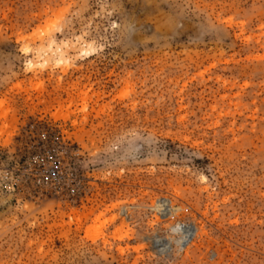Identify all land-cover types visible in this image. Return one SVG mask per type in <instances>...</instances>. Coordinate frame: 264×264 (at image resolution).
Segmentation results:
<instances>
[{
    "label": "rangeland",
    "instance_id": "374dc122",
    "mask_svg": "<svg viewBox=\"0 0 264 264\" xmlns=\"http://www.w3.org/2000/svg\"><path fill=\"white\" fill-rule=\"evenodd\" d=\"M178 2L0 0V264H264V0Z\"/></svg>",
    "mask_w": 264,
    "mask_h": 264
},
{
    "label": "clouds",
    "instance_id": "9594fccd",
    "mask_svg": "<svg viewBox=\"0 0 264 264\" xmlns=\"http://www.w3.org/2000/svg\"><path fill=\"white\" fill-rule=\"evenodd\" d=\"M160 3L167 5L168 8L171 9L169 14L165 17L164 25L171 34H176L182 27V20L186 15V10L181 9L178 0H160ZM262 8H264V5H262ZM257 10L260 9H248L247 14L252 15ZM216 31V26L213 24H200L198 26L197 34L194 35L191 39L193 40V42H200L206 37L215 34ZM133 37H137L138 39L134 40ZM116 38L119 40L121 47L126 51H134L142 45H159L165 42L164 38L158 33L147 35L143 34L142 32H136L134 29L124 30L123 28L117 34Z\"/></svg>",
    "mask_w": 264,
    "mask_h": 264
},
{
    "label": "bare ground",
    "instance_id": "6f19581e",
    "mask_svg": "<svg viewBox=\"0 0 264 264\" xmlns=\"http://www.w3.org/2000/svg\"><path fill=\"white\" fill-rule=\"evenodd\" d=\"M193 231L194 230L192 228H189V230H188L189 235H192Z\"/></svg>",
    "mask_w": 264,
    "mask_h": 264
},
{
    "label": "built area",
    "instance_id": "2783aa9c",
    "mask_svg": "<svg viewBox=\"0 0 264 264\" xmlns=\"http://www.w3.org/2000/svg\"><path fill=\"white\" fill-rule=\"evenodd\" d=\"M185 243V242H184Z\"/></svg>",
    "mask_w": 264,
    "mask_h": 264
}]
</instances>
